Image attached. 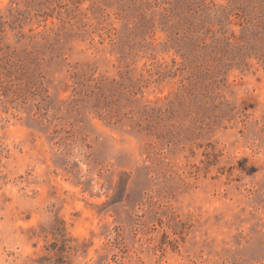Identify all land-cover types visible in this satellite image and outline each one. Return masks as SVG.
I'll use <instances>...</instances> for the list:
<instances>
[{
    "label": "rangeland",
    "instance_id": "1",
    "mask_svg": "<svg viewBox=\"0 0 264 264\" xmlns=\"http://www.w3.org/2000/svg\"><path fill=\"white\" fill-rule=\"evenodd\" d=\"M176 2L0 0V264H264V61Z\"/></svg>",
    "mask_w": 264,
    "mask_h": 264
},
{
    "label": "trees",
    "instance_id": "2",
    "mask_svg": "<svg viewBox=\"0 0 264 264\" xmlns=\"http://www.w3.org/2000/svg\"><path fill=\"white\" fill-rule=\"evenodd\" d=\"M200 2V4L194 7V2H192V0H177L173 7L177 9V12H171L170 14H167L168 21H166V23L174 20L170 25L176 27L177 29L174 33V36L172 37V39L175 41L173 45L177 52L183 50L182 54L184 57H186L189 52L192 51L201 57L202 50L210 52L218 50L220 53H228V51L236 50L238 53L236 56L238 55L239 60L243 62V60L247 57H252V54L248 53L247 51H249V49H254L256 57H259L264 61V38H258L259 43H256L252 42L250 36L244 37L241 39H243L245 43L241 45H233V43L230 41L231 36L225 35L222 39H213V44L211 45L206 43L204 40L205 37L201 35V29L203 28L201 23L206 21L205 17H207V14L209 13L208 10L212 9L213 7L208 6L206 0H200ZM233 8H238L242 14L238 11L234 12ZM165 10H168V8H165ZM214 10H216L214 13L215 15L229 18L232 14H236L240 17H243L245 19V23L249 24L250 26L261 28L264 27V24H261V19L264 15V0H230L229 6H221L219 8L216 7ZM247 10H250V12H247ZM169 16L172 17L170 18ZM229 23H231V21H229ZM219 24H224L222 18L219 19ZM180 28L185 29V31L181 33ZM244 29L248 30V26L245 25ZM207 30L209 32L211 31V28ZM217 31L222 33L227 32V30L222 26ZM186 41L193 45V49L187 50ZM244 48L245 50L243 51Z\"/></svg>",
    "mask_w": 264,
    "mask_h": 264
}]
</instances>
